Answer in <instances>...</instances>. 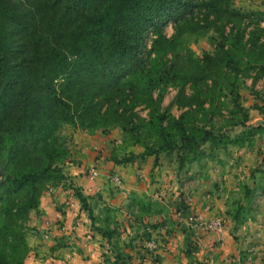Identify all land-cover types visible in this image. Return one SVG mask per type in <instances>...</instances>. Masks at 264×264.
Instances as JSON below:
<instances>
[{
    "label": "trees",
    "instance_id": "trees-1",
    "mask_svg": "<svg viewBox=\"0 0 264 264\" xmlns=\"http://www.w3.org/2000/svg\"><path fill=\"white\" fill-rule=\"evenodd\" d=\"M245 19L260 23L264 12H242L230 0H0V264H25L26 223L43 192L66 179L62 123L94 132L126 118L125 130L147 154L170 151L180 140V155L190 164L214 157L202 150L213 137L198 126L205 104L218 105L221 83L231 72L237 78L244 56L247 63L262 62L264 70V42L238 29ZM168 21L176 25L173 38L164 33ZM196 29H213L225 43L217 53L190 52L181 65L167 64L168 53L176 55L181 38ZM149 30L156 33L153 58L141 54ZM168 83L179 84V116L161 110L159 90ZM187 85L191 94L184 93ZM231 94L241 109L240 94ZM142 103L150 109L148 119L133 112ZM261 130H246L240 146ZM244 192L254 195L248 186ZM237 202L230 215L243 223L251 210ZM137 204L141 220L150 204ZM180 209L186 215L187 208ZM124 257L119 251L115 264Z\"/></svg>",
    "mask_w": 264,
    "mask_h": 264
},
{
    "label": "rangeland",
    "instance_id": "rangeland-1",
    "mask_svg": "<svg viewBox=\"0 0 264 264\" xmlns=\"http://www.w3.org/2000/svg\"><path fill=\"white\" fill-rule=\"evenodd\" d=\"M230 7L239 9L242 12L252 10L264 12V0H230ZM245 20L238 29L246 30V38L259 35L260 42H264V31L262 33L260 31L264 28V21L260 23L253 21L252 23L250 19ZM230 26L227 27L226 33H231ZM163 29L166 36L170 38H173L176 34V25L173 21H168ZM155 37L156 33L153 30L145 33L141 43L143 57H155V52H152V43ZM181 39L182 43L177 47L176 55L168 53L164 58L167 64L181 65L183 61L188 60L190 52H193L197 57L202 56L204 53H217L225 43L222 41L220 34L213 29H196L193 33H186L185 37ZM243 58L244 63L239 66L238 75H235L237 78L234 79L233 72H231L221 83V99L218 105L209 108V103L205 104L208 111L200 117L203 121L198 122V126L207 127L213 133V137L202 146V150L206 153L211 152L215 156L205 158L202 162L190 164L186 159H182L180 153L183 150V143L180 140H176L175 148L170 151L159 149L156 154H147L145 145L133 143L134 140L131 139V134L125 130L126 118H122L120 122L107 130L99 129L94 132L74 128L69 124H61L58 135L61 139L60 143L67 148L68 154L61 163L66 179L56 187H59L60 193H64L68 198L66 200L68 205H65L69 206L67 211L74 214L78 210V206L81 209L86 207L85 211L90 214L89 217L91 218L90 226L98 229L99 232L103 231L108 236L104 237L105 235L102 233L106 242L103 257L101 256L102 262L115 264L119 249L125 246L144 250V243H146L147 252L154 255L159 254L160 251H168V245L176 240L173 235H168V239L165 237L167 231L163 226L177 224L176 220L183 216L179 214L181 205L187 208L184 217L191 218H185L188 219L189 224H184L183 227L187 226V229L194 230L191 235L194 240L199 236L195 231H209L200 223H197L207 218L203 216L206 204V210L213 211L210 215L211 218H221L224 228L228 221L226 222L222 215L220 216V209L215 204L216 200L220 202L226 198H231L230 200L235 201L237 200L235 199L236 196L244 192L245 187H249L253 183L256 185H258L257 183L262 184L260 186L261 191L257 190L256 200L261 202L263 206L255 209V213L257 211L261 212L260 216L255 217L251 223H244L245 228L242 224H236L237 227L228 224L227 226L229 227L228 231H230L233 238H236L237 242L243 243L245 247L255 246L259 252L264 254V70L262 69V62L247 63L246 57ZM159 91L162 93L160 102L162 112L166 110L174 116H179L182 112L176 104L180 92L179 84L168 83ZM231 91L240 94L237 100L239 102L238 106L242 107L241 109L234 106L233 98L235 95L233 96ZM191 92L189 85L185 86L184 93L191 94ZM157 95L158 90L155 92V96ZM133 112L141 119H148L150 109L142 103L135 105ZM256 126H260L262 130L254 134L252 142L240 146V142L246 137V130ZM197 133V131H194L195 135ZM142 141L143 143L150 142L148 139ZM144 157H152L153 161L148 165L146 163V169L142 170L140 158ZM135 161H137L136 167L133 165ZM116 164L132 165L130 183L135 186L150 184L147 191L129 194V191L126 190V179H124L120 170L114 169L117 167ZM223 168L224 171L222 172L224 173L221 172ZM93 171L97 173L94 174ZM80 174L88 178L87 187L80 185V188H83L86 193H83L78 187L77 179ZM116 176L120 177L121 182H114L113 178ZM241 180L244 183L240 186L239 182ZM91 184L98 186L95 187L97 188L95 193L92 191L93 185ZM101 185H104L105 192L102 191L103 187H100ZM51 189L52 186L48 187L43 195L52 192ZM43 195L38 210L32 211L26 223V240L30 251L25 264H43L42 258L44 264H75V259L79 256L80 245L74 243V240H70L67 244L68 247H71L68 248L71 251L68 257L70 261L63 262L66 254L64 256L58 255L59 249H55L60 244L57 237H59V223L62 216L56 210H54L55 213L51 214L49 210L45 212L44 207L47 205H45L46 197ZM84 195H86L85 198ZM88 199H90V203ZM122 199L127 202L123 203V206H121ZM211 199L214 201H211ZM140 200L151 204L144 213L147 217L156 215V217L161 218L159 221L164 224L161 227L163 230L161 237L158 236L160 233H156V235H152L150 240H143L139 235V228L142 233L145 231L153 233L152 223H143V218L146 217L144 214L139 220L137 203ZM197 201L198 203L202 201L204 204L201 212L192 211L193 205L196 206ZM115 204L119 205L115 206ZM101 213H103V216L99 217ZM161 214L166 216L167 220L170 218L169 224L164 223L166 219L160 216ZM42 215L47 218H41ZM90 220L82 219V222L85 224L88 222L89 224ZM74 222L75 225L71 221L68 223V230L62 231L64 236L69 234L76 236L79 231L76 229L78 227L76 223L78 225L79 223L78 221ZM177 227L181 229L179 225ZM128 229L133 232V235H130V237L133 236V239L130 237H128L129 239H123V235L127 236ZM109 231H112V233H108ZM152 240L154 241L152 242ZM52 247H54L53 250ZM135 256H138V254L132 255L133 258ZM88 258L92 257L88 256ZM124 258L118 264H137V262L131 261L133 258H130V256ZM143 264H147V261H144Z\"/></svg>",
    "mask_w": 264,
    "mask_h": 264
},
{
    "label": "crops",
    "instance_id": "crops-1",
    "mask_svg": "<svg viewBox=\"0 0 264 264\" xmlns=\"http://www.w3.org/2000/svg\"><path fill=\"white\" fill-rule=\"evenodd\" d=\"M152 161H153L152 157L151 158L150 157L140 158V163H141L140 166L143 167L142 170L146 169V166ZM136 162L137 161L133 163L135 167L137 165ZM116 166L117 167H115L114 169L120 170L124 179H126V183H125L126 190L129 191V194L135 193V192L144 193L145 190L147 191L148 189L147 187H150V184H148L147 186H142V185L135 186L133 183H130V180L132 179V173H131V170H132L131 168H133L132 165L125 166V165L116 164ZM222 171H224V168L221 170V172ZM77 181H78L77 183H79L78 184L79 188L81 186L85 187L86 185H88L87 184L88 178H86L85 175L80 174ZM243 183H244L243 180H241L239 182L240 186ZM257 184L258 185L253 183L251 184V186H249V188L252 191H254V195L252 198H247L246 197L247 195H245V192H241L238 195L236 194L237 196L235 199H237L238 201L237 204L240 203V205L249 206L251 210V214H252V215H250V213L245 214V216H247L248 218L243 223L237 222L235 219H233V216L230 215V212H232L231 209L234 208V205H235L234 200H230L231 198H226L224 201H220V202L216 200L215 204H216V207L220 209L219 210V213H221L220 216L222 215V217L226 220V222L228 221L227 224L229 226L233 225L234 227L236 224L243 225L244 223L245 224L251 223V221L255 217L260 216L261 212L257 211L256 212L257 214H256L255 209L263 206L261 202L256 200L257 190L261 191L260 186L262 184L261 183H257ZM95 187H98V186L93 185L92 191H94V193L96 191L95 189H97ZM100 187H103L102 191L105 192L104 185H101ZM209 187L211 188V185ZM51 190L52 192L50 191L49 193H45V195H43L46 197L45 205H47L46 207H44V209H45V212H47L46 210L51 211L50 214L55 213L54 210H56L58 211V214L62 216V220L59 223V227H60L59 228L60 232L58 233L59 237H57V239H59L58 242L60 243L59 244L60 246L59 245L56 246L55 249L56 250L59 249L58 255L64 256V254H66V257L63 258V262L66 263V261L68 260V257L70 256V252H71L68 250V248H71V247H68L67 244L70 242V240H74L73 241L74 243L76 242L80 245L79 256L75 259L76 260L75 264H106V262H102L103 252L105 250V244H106L105 239H104L105 236L102 234L103 232L101 231L99 232L98 229L94 228L93 226H90L91 218L89 217L90 214H88L85 211L86 207L81 209L80 206H78V210L77 211L75 210L76 213L71 214L69 211H67L69 206H65V205H68V202L66 201L68 199L67 196H65L64 193H60L59 187H56V189L55 187H52ZM80 190L83 193H86L85 191H83L84 190L83 188H80ZM242 190L244 191L243 188ZM85 197L86 195H84V198ZM88 200L90 203V199ZM118 201L120 202L121 199ZM211 201H214V200L211 199ZM123 203H127V202H125V200L123 201L122 199L121 206H123ZM118 205L119 204H115V206H118ZM195 205L196 206L193 205L194 207L192 209L193 212H196V211L201 212L203 210L204 204L202 201H199V203L197 201V204ZM149 206H151V204ZM137 208L139 209L138 206ZM206 209H207V204L203 211L204 212L203 216L207 217L205 220L212 219L211 218L212 216L210 215H212L213 211H207ZM102 216H103V213H101V215L99 214V217H102ZM144 216H146V214H144ZM160 216H163L164 219H166V216H164L163 214H161ZM42 217L44 219V217L46 216L42 215L41 218ZM185 218L189 219L190 217L188 216L184 217L183 215L180 219L176 220L177 222L176 225L170 224L169 226L168 225L163 226L164 224L160 223L159 221V219L161 218L156 217V215H153V217L146 216L145 219L143 218V223H146V224L152 223L151 227L153 230V233H152L153 236L154 234L156 235V233H160L158 234V236L161 237L162 231H163L161 229L162 226L166 228L167 233L165 237L167 239H168V235H173L176 241L171 242L168 245L167 247L169 248L168 251H165V252L160 251L159 254H156V255L152 253L149 254L147 252L148 250L146 249L147 247L146 243H144V250L140 248H136V247L133 248V247L125 246L124 248L119 249V251H121L124 254V256H127V257L130 256V258H133L132 255L137 253L138 256H135L131 260V261L137 262V264H143L144 261H147V264H264V261H263L264 259L261 257L262 253L259 252L258 248H255V246H252V245L245 247L243 243L241 244V242L239 241L237 242L236 238H233L230 231H228L229 227L227 226V224L220 232L219 231L218 232L217 231H202V230L195 231L196 234H199V236L195 238L196 240L195 241L193 237L191 238L192 231L194 230L191 231L190 228L187 229L186 228L187 226L183 227L184 224L185 225L189 224L188 219H185ZM82 219L90 220L89 224L88 222L87 224L82 222ZM71 221L74 225H75L74 221H78L79 225L76 223V225L78 226L76 227V229H78L79 231L76 233V236H72L71 234L64 236V233H62V231L68 230L67 229L69 227L68 223ZM169 221H171L170 218L169 220L167 219L164 220V223L169 224ZM172 221L174 222V220ZM178 225L181 229L177 227ZM168 227H169V230H168ZM243 228H245V226ZM127 232H128L126 233L127 236L125 237L123 235V239H126V238L129 239L128 237H130L131 234L133 235V232H130L129 229L127 230ZM138 233L139 235L142 234L140 228H139ZM132 237L133 236H131L130 238L133 239ZM102 239L104 240L102 241ZM53 249L54 247H52V250ZM88 256L92 258L89 259ZM84 257H87V258L85 259ZM42 260L44 264V259L42 258ZM68 261H70V259Z\"/></svg>",
    "mask_w": 264,
    "mask_h": 264
},
{
    "label": "built area",
    "instance_id": "built-area-1",
    "mask_svg": "<svg viewBox=\"0 0 264 264\" xmlns=\"http://www.w3.org/2000/svg\"><path fill=\"white\" fill-rule=\"evenodd\" d=\"M93 173L96 174L97 172L93 171ZM113 179H114V182H117V183L121 182L119 176H116ZM182 212H183V210L180 209L179 214L183 215ZM197 223H200L206 230H209V231H222V229H223V220L219 217H215V218H212L209 220L198 221ZM153 241L154 240H152V242ZM153 246H155V245H153ZM261 256L264 259V254H262Z\"/></svg>",
    "mask_w": 264,
    "mask_h": 264
}]
</instances>
